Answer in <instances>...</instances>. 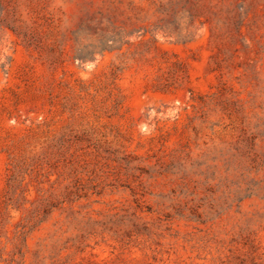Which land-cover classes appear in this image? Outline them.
Segmentation results:
<instances>
[{
	"label": "rangeland",
	"instance_id": "rangeland-1",
	"mask_svg": "<svg viewBox=\"0 0 264 264\" xmlns=\"http://www.w3.org/2000/svg\"><path fill=\"white\" fill-rule=\"evenodd\" d=\"M0 264H264V0H0Z\"/></svg>",
	"mask_w": 264,
	"mask_h": 264
}]
</instances>
